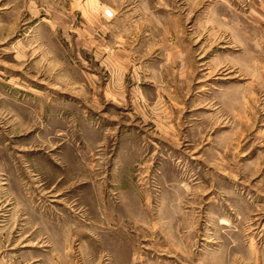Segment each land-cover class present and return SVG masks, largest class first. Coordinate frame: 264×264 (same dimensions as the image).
<instances>
[{
	"label": "rangeland",
	"instance_id": "374dc122",
	"mask_svg": "<svg viewBox=\"0 0 264 264\" xmlns=\"http://www.w3.org/2000/svg\"><path fill=\"white\" fill-rule=\"evenodd\" d=\"M0 264H264V0H0Z\"/></svg>",
	"mask_w": 264,
	"mask_h": 264
}]
</instances>
